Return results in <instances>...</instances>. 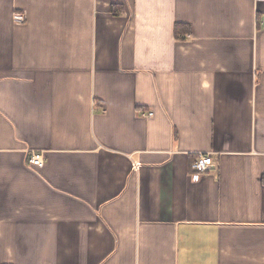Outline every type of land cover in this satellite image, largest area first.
Masks as SVG:
<instances>
[{
  "label": "crops",
  "instance_id": "crops-1",
  "mask_svg": "<svg viewBox=\"0 0 264 264\" xmlns=\"http://www.w3.org/2000/svg\"><path fill=\"white\" fill-rule=\"evenodd\" d=\"M263 20L264 0H0V264H264Z\"/></svg>",
  "mask_w": 264,
  "mask_h": 264
},
{
  "label": "built area",
  "instance_id": "built-area-1",
  "mask_svg": "<svg viewBox=\"0 0 264 264\" xmlns=\"http://www.w3.org/2000/svg\"><path fill=\"white\" fill-rule=\"evenodd\" d=\"M14 20L20 23L25 21V16L21 13H15L13 16ZM264 24V20H263ZM143 116H152L150 113H142ZM45 156L42 152H34L29 157V162L35 167H43L45 165ZM214 158L211 153H202L198 155L196 160L191 164V177L193 181H199L201 176L214 164Z\"/></svg>",
  "mask_w": 264,
  "mask_h": 264
},
{
  "label": "trees",
  "instance_id": "trees-1",
  "mask_svg": "<svg viewBox=\"0 0 264 264\" xmlns=\"http://www.w3.org/2000/svg\"><path fill=\"white\" fill-rule=\"evenodd\" d=\"M186 32H188V31H186ZM178 34H179V32H178V27H177V29H176V35L178 36Z\"/></svg>",
  "mask_w": 264,
  "mask_h": 264
}]
</instances>
